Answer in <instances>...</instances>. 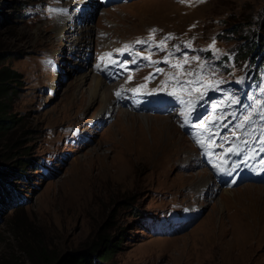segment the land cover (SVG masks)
Returning a JSON list of instances; mask_svg holds the SVG:
<instances>
[{
    "label": "rangeland",
    "instance_id": "rangeland-1",
    "mask_svg": "<svg viewBox=\"0 0 264 264\" xmlns=\"http://www.w3.org/2000/svg\"><path fill=\"white\" fill-rule=\"evenodd\" d=\"M68 2L0 0V68L19 75L7 100L14 121L0 134V172L18 174L7 181L23 200L0 213V264H29L24 240L51 258L99 242L114 251L105 264H264V183L234 175L233 163L223 176L222 166L256 152L257 167L248 168L263 169L264 46L236 63L234 47L244 41L221 31L255 21L264 0ZM123 49L125 77H98L109 52ZM173 64L193 73L181 81L196 83L160 90L176 75ZM93 77L117 89L112 109L89 99ZM207 84L202 98L191 91ZM206 118L218 135L195 127ZM161 120L177 129L166 147L156 145ZM209 139L213 153L197 152L198 140Z\"/></svg>",
    "mask_w": 264,
    "mask_h": 264
},
{
    "label": "trees",
    "instance_id": "trees-1",
    "mask_svg": "<svg viewBox=\"0 0 264 264\" xmlns=\"http://www.w3.org/2000/svg\"><path fill=\"white\" fill-rule=\"evenodd\" d=\"M254 19L255 21H253L252 18L250 20L249 17L242 18L240 20V25L238 26H230V24L227 25L226 23L225 29L221 30L224 35L231 34L238 40L242 39L244 41L243 44L234 47L235 53L237 54L234 60L236 63L241 62L243 58L249 56L250 57L248 60L250 62L253 61L254 55L258 51L262 50L264 46V10L260 13L259 16H255ZM1 62L2 60H0V63ZM18 76V73L11 70L10 68H0V134L7 130V128L14 121L12 120L14 116L8 114L9 107L7 104V100L10 97V94L13 93L11 84L19 82ZM15 174L18 175L13 171H4V173L0 172V213L4 210V207L11 209L16 206H20L21 204V197L17 193V190L14 186H12L11 183H9V181H7V179L13 178L12 176H14ZM10 191H13L18 196V200L16 202H12L9 200ZM21 243L25 248L22 250L25 252L28 251L27 253L29 254V264H105L107 262V259H109V257H111L114 252L109 250V248L105 245L104 247L103 245H100L99 242H97L93 245V247L90 248L88 252L73 255L66 254L62 257L51 258L46 256L44 250L31 246L28 240H24ZM102 247L107 249L102 252Z\"/></svg>",
    "mask_w": 264,
    "mask_h": 264
},
{
    "label": "snow or ice",
    "instance_id": "snow-or-ice-1",
    "mask_svg": "<svg viewBox=\"0 0 264 264\" xmlns=\"http://www.w3.org/2000/svg\"><path fill=\"white\" fill-rule=\"evenodd\" d=\"M154 32H155V29H153V33H154ZM165 39H166V40H167V39H171V37H166ZM137 43H144V42H143V41H137ZM162 45H163V42H161V46H162ZM214 46H215V42H213V45H211L210 47H213V48H214ZM125 48H127V46H125ZM120 54H123V53H120ZM110 57H111V54H109V58H110ZM145 59H148L149 61H151V56L145 57ZM187 62H188V61H187V59L185 58L184 63H187ZM164 63H168V60L165 59V60H164ZM171 67L176 68V70H177L176 75H175V76H171V77H169V78H168V81H166L164 84L161 85V89H160V90H164V89H166L167 86H168V84H169V83H172V82H174V83H176V84H179V85H181V86H182L183 84H192V83H196V82H194V81H181V80H180V76H181V75H188V76H192V75H193V73H191V72H184V71H183V65H182V64H173V65H171ZM157 72H163V69H157ZM131 79H132V77H131V75H129V77H128L129 82L131 81ZM145 79H146V80H150L151 78H150V77H146ZM200 83H203V81H200ZM144 87H146V85H140V86H138V87H136V88L131 89V91L133 92V94H141L140 89H141V88H144ZM211 87H212L211 84H207V85L204 86V90H201V88H193L191 91L197 92V93L199 94V96L202 98V97L204 96V94H205L206 89H207V88H211ZM169 94H171V95H176L177 92H176V91H173V92H171V93H169ZM188 94L190 95L191 92H189ZM116 95L119 97V96L121 95V92H117ZM186 103L188 104L189 107H188V109L186 110V113H185V114L188 115V114H190V111L193 110V109H192V104H193V102H192V101H187ZM212 108H213V110L215 111V110L218 109V106L215 105V104H213V105H212ZM262 115H264V114H262ZM220 119L222 120V118H220ZM247 119H248V118H246L245 122H247ZM215 123H217L216 120H211L210 118H206V119H202L199 123H197V124L195 125V127L198 128V129H200V131H201L204 135H206V136H208V137H214V136L218 135V133L214 132L210 125H211V124H215ZM238 127H243V125H239ZM237 138H238V137H237ZM259 142L261 143V145H264V137H262V138L260 139ZM198 143H200L202 147H203V146H207V147H209L210 149H211V148H214V147L217 146V145L214 143V140H211V139L208 140L207 144L205 143V141H202V140H198ZM234 151H235V149H233V148H229V149H227V152H228V153H232V152H234Z\"/></svg>",
    "mask_w": 264,
    "mask_h": 264
},
{
    "label": "bare ground",
    "instance_id": "bare-ground-1",
    "mask_svg": "<svg viewBox=\"0 0 264 264\" xmlns=\"http://www.w3.org/2000/svg\"><path fill=\"white\" fill-rule=\"evenodd\" d=\"M69 2L71 1V3H72V0H68ZM68 2V3H69ZM68 5V4H67ZM79 19V18H78ZM67 22H68V24L70 23V25H71V21L70 20H67ZM63 23V22H62ZM61 26V25H60ZM68 26V25H67ZM63 29L64 28H58V30H59V33L60 32H62L63 31ZM57 31V30H56ZM85 31L87 32L88 31V27L85 29ZM85 32V33H86ZM58 33V34H59ZM80 41V40H79ZM76 42V41H75ZM109 54H111V57L113 56L112 55V52H109ZM109 54H108V56H109ZM110 57V58H111ZM104 57H100V60H102ZM104 71V70H103ZM103 76V75H102ZM102 76H101V78H102ZM104 77H106L109 81H111L110 79H109V76H108V74L107 73H104ZM101 78L99 79V78H97V77H93V79H92V83H91V85L89 86V90H90V93H89V99L90 100H98L99 102H101V104L103 105V108H107L108 110H110V109H112V106H114L115 104L114 103H116V102H114V99H113V93H114V91H116V90H113V87L114 86H108V85H106L104 82H102V80H101ZM105 78V79H106ZM118 82H120V81H118ZM122 83H124V81H122ZM106 109V110H107ZM108 112V111H107ZM124 117H131V116H129V115H127L126 113H124V115H123ZM131 118H133V117H131ZM135 118V117H134ZM160 122H162V124H163V128H165V131L162 133V134H160V136H159V140H158V144H156L157 146H168L169 144H168V140L169 141H171V142H176L177 140L176 139H178V138H176V137H174V136H176V135H174L175 134V130L177 131V129H169V124H168V122H167V120H161ZM125 123V122H124ZM157 123V122H156ZM133 124V123H132ZM123 125V124H122ZM165 126V127H164ZM169 129V130H166L167 128ZM173 131H174V133H173ZM158 134V133H157ZM151 136V135H150ZM156 138V137H155ZM153 140V139H152ZM153 143V142H152ZM170 143V142H169ZM147 145H149V144H147ZM150 147H151V145H150ZM225 192H226V190H225ZM227 193V192H226Z\"/></svg>",
    "mask_w": 264,
    "mask_h": 264
}]
</instances>
